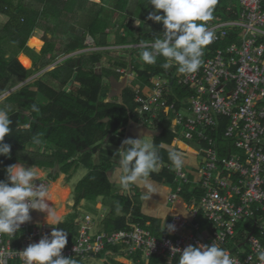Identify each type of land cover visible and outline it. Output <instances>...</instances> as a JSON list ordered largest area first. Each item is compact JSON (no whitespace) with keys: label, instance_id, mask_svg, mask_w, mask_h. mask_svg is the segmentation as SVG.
Masks as SVG:
<instances>
[{"label":"trees","instance_id":"1","mask_svg":"<svg viewBox=\"0 0 264 264\" xmlns=\"http://www.w3.org/2000/svg\"><path fill=\"white\" fill-rule=\"evenodd\" d=\"M229 1L218 0L213 20L235 17L231 12L226 14ZM107 4L104 0H0V96L31 74L45 69L54 58L86 49L88 39L97 47L119 45L124 52L125 46H129L127 54L119 56L113 50L83 51L67 56L27 86L12 90L0 99V109L8 111L12 121V131L4 138V142L11 145L10 158L0 156V180L6 178V168L17 162L47 171L53 181L60 174L69 181L76 168L83 164L89 170L74 188V208L82 200L90 202L88 206L94 211L96 204L105 206L109 213L100 229L106 231L126 230L138 223L159 235L162 220L142 212L141 202L135 196L138 186L134 185L130 191L121 190L110 176L118 163V158L114 159L117 151L114 147L120 148L127 125L142 122V118L133 112L137 104L134 102L135 91L143 92L153 78L168 75V70L161 67L163 57H157L155 65L139 60L142 48L138 44L152 42L161 36L163 24L147 19L153 11L148 0H115L112 6ZM41 29L44 43L36 52L29 43L32 35ZM231 41L229 38L226 43ZM224 44L218 43L212 48ZM21 52L32 60L31 67L28 59L21 62L17 58ZM104 56L107 65L102 66ZM121 68L133 71V81L130 79L131 83L121 87L118 99L112 95V99L106 101L105 94L113 87V82L117 83L124 76L119 71ZM74 72L77 73L74 83L65 91ZM171 89L168 100L175 102L177 107L193 92L191 87L175 82ZM33 104L37 105L39 112L32 111ZM145 115L147 127L151 128L157 121L150 135L163 166L159 172L152 173L150 179L175 188L177 182L168 158L175 137L170 119L161 115L153 118L149 112ZM225 121L223 119L215 135L221 146L225 143L222 138ZM25 124L30 127L25 128ZM34 138L41 142L35 143ZM28 144L32 149L27 148ZM34 147L39 149L33 150ZM192 157L196 158L195 155ZM168 164L169 169L165 167ZM187 164L198 166V162ZM188 178L189 185L196 188L192 177ZM195 194L198 195L199 190ZM183 196L187 200L190 194L184 193ZM74 208L59 224L52 226L68 233L65 248L74 242L78 233ZM260 215L264 218V211H260ZM251 223L238 224L239 234L234 243H240L248 231H252ZM201 224L207 225L206 222ZM106 263L124 264L111 257ZM10 264L20 263L13 261Z\"/></svg>","mask_w":264,"mask_h":264},{"label":"built area","instance_id":"2","mask_svg":"<svg viewBox=\"0 0 264 264\" xmlns=\"http://www.w3.org/2000/svg\"><path fill=\"white\" fill-rule=\"evenodd\" d=\"M230 12L235 17L207 22L216 39L204 50L203 64L195 74L180 75L170 68L168 75L153 78L143 92L135 91L136 114L169 117L175 134L172 148L182 150L178 145L181 138L196 145L183 149L198 157L192 179L196 188L189 185L182 169H173L177 185L168 187L172 211L166 224L175 225V231L160 228L159 235H154L137 223L126 230L100 229L90 234L93 222L86 218L84 226L79 229L77 225L74 242L62 250L64 257L74 258L78 264L125 255L138 264H178L188 245L216 241L236 264H260L256 252L264 247V218L260 215L264 211V0H230L226 14ZM229 38L232 41L226 43ZM218 43L225 44L212 48ZM133 74L125 70L127 78ZM173 82L193 89L180 107L168 100ZM223 119L225 146L218 145L215 137ZM46 181L36 184L47 187ZM197 190L199 194L194 195ZM184 193L190 194L187 200ZM198 217L207 225L200 224ZM246 221L252 222V231L234 243L238 224ZM50 225L30 220L20 226L19 234L0 235V261L23 264L19 252L50 235Z\"/></svg>","mask_w":264,"mask_h":264},{"label":"clouds","instance_id":"3","mask_svg":"<svg viewBox=\"0 0 264 264\" xmlns=\"http://www.w3.org/2000/svg\"><path fill=\"white\" fill-rule=\"evenodd\" d=\"M217 3L218 0H148L153 11L147 19L162 22L164 30L162 36H157L151 43L141 41L139 60L147 65H155L157 57H163L161 67L164 70L174 67L180 75L195 74L203 64L205 48L216 39L207 22L214 19ZM136 24L139 25V21ZM31 107L32 111L39 112L36 104ZM11 124L8 111L0 109V156L8 158L11 145L5 143L4 138L12 131ZM24 127L30 125L25 124ZM34 142L41 141L34 138ZM115 158H118V163H115L117 167L113 168L111 176L118 178L119 186L124 191H130L134 185L149 186L151 174L159 172L161 167L156 146L143 138L123 140L114 154ZM168 158L174 170L183 168L185 156L182 151L172 150ZM36 175L33 166L26 168L23 164H13L6 168V178L0 180V235L14 236L22 224L31 220V210L46 213L48 225L49 221L53 224L61 222L55 208L47 203L51 201L48 189L35 183ZM165 215L160 217L162 230L175 231V225L165 223ZM67 243L68 233L62 228L53 227L50 235H43L38 243H31L19 252L20 259L23 264H78L76 259L62 255ZM256 258L260 264H264V247H258ZM178 264H236V260L227 249L214 241L211 245H188L179 255Z\"/></svg>","mask_w":264,"mask_h":264},{"label":"rangeland","instance_id":"4","mask_svg":"<svg viewBox=\"0 0 264 264\" xmlns=\"http://www.w3.org/2000/svg\"><path fill=\"white\" fill-rule=\"evenodd\" d=\"M106 3H108L107 5L112 6V3H114L115 0H104ZM110 1V2H109ZM37 33L40 35H42V29L41 31H36ZM86 44H87V48L84 50V52H89V51H93V50H101V47H97L94 45V43L91 40H86ZM31 45V44H30ZM31 47V46H30ZM106 48V47H104ZM108 48V47H107ZM121 49V50H120ZM127 49L128 47H125V52L123 51V48L119 45H115L109 48V50H113L114 54H117L118 56L121 54H127ZM78 52L80 51H76L64 56H58L56 58L53 59V63L51 65H49L47 68L53 66L54 64H56L57 62L59 63L60 61H62L63 59H65L67 56H71V55H76ZM56 55V54H53ZM19 56V55H18ZM58 59V60H57ZM57 60V61H56ZM55 61V62H54ZM102 66L103 65H107V59L104 56L102 58ZM23 66V65H22ZM24 67V66H23ZM31 67V66H30ZM46 68V69H47ZM29 69V68H27ZM130 69V68H128ZM122 71L124 73V76H122L121 78H119L118 82H113V87H111L109 89L108 92H106L105 94V100L108 101L110 99H112V95H116L117 99H118V94H120V89L122 86H125L126 84L131 83V80L133 81V78L135 76V74L132 75V77H126L125 75V70H123L122 68L119 70ZM43 71H39L37 73H33L31 74L26 80H24L23 82H21L20 84H18L16 87H14L13 89H10L9 91H7V93H9L12 90H15L19 87H24L27 86V84L29 82H32L34 79H36L40 73ZM131 72V71H130ZM133 72V71H132ZM169 74V73H168ZM131 79V80H130ZM139 84H136V87H138ZM2 97H0L1 99ZM134 112V110H133ZM142 118V122L139 121V123H129L126 127V132H124V140L127 138H137V139H145L148 141L152 142V137H151V130H154L156 128V123L157 121L155 120L152 123V127L149 128L145 125L146 122V115H141ZM182 142L184 144V146L187 148H191V149H195L196 145L194 143V141L190 140V139H186V138H181ZM27 148L32 149V146L30 144L27 145ZM38 147H34L33 150H37ZM39 149V148H38ZM114 149H119L117 147H114ZM176 150L175 148L169 147V150ZM180 149H182L180 147ZM171 150V151H172ZM184 153L185 156V163L184 166L182 168L184 174L187 176L192 177L194 175V171L196 170L197 166L194 165H189L187 164V162H192L189 161L192 158V155L190 151L187 150H181ZM190 152V153H187ZM198 161V157L195 158ZM200 160V158H199ZM195 161V162H197ZM22 164V163H20ZM26 165V164H24ZM29 166V165H28ZM32 167V166H30ZM28 168V167H26ZM76 172L73 173L71 179L69 181H67L64 178L63 174H60L54 181L50 179V177L47 174V171L38 169L35 170L36 171V182H44V180H47L45 185L48 189V191H50L52 189L53 184H55L56 182L59 185V189H68V194L66 195V197L64 198V200L59 201L57 204L56 203H51V207H54L56 212L57 210H61V215H59V217H61V221L63 219L66 218V216L71 213L74 208L73 203H74V188L77 184V182L88 172L89 168L86 167L83 164H80L77 168H76ZM112 175V174H111ZM110 178L113 180L114 183H116L117 187L119 189V182H118V178L116 176H110ZM116 181V182H115ZM151 184L149 186H145V185H136V187L138 186V190H136L135 196H137L138 200H140L141 202V206H142V212L152 216V217H157L160 218L163 214L166 213L165 217H164V221L165 223L168 221L170 215H171V211H172V206L169 202V200L167 199V194H168V186L167 185H163V184H158L157 182L151 180ZM122 190V189H121ZM88 204H90V202L86 201V200H82L79 204V206H77L75 209L76 211V217H75V223L76 225L79 226V229L84 226L86 224V218H89L93 223L89 224V227H93V229L89 230V233H96L98 230H100L101 224L104 221V219L107 217V214L109 213V209H107L105 206L100 205V204H96L95 208L96 211H94L93 209L89 208ZM62 206V208H61ZM33 212H35V215L33 214ZM45 214V213H44ZM31 215H33V220L40 222L41 219V215L40 211L38 210H31ZM39 215V216H37ZM43 216V215H42ZM55 224L50 225L51 227L54 226ZM53 228V227H52ZM116 260H118L119 262H122L124 264H138V263H134L132 261V259H130L129 255H126L125 257H117ZM86 264H107L104 260L102 259H90Z\"/></svg>","mask_w":264,"mask_h":264},{"label":"crops","instance_id":"5","mask_svg":"<svg viewBox=\"0 0 264 264\" xmlns=\"http://www.w3.org/2000/svg\"><path fill=\"white\" fill-rule=\"evenodd\" d=\"M36 34V32L32 35L33 36V38H32V41H30V43H29V47L30 48H33L36 52H39L40 51V47L43 45V43H44V41L41 39V35L39 36V34L37 33V35H35ZM31 36V37H32ZM33 42H36L37 43V45H32L33 44ZM31 44V45H30ZM28 46V45H27ZM112 46H115V45H109V46H104V47H106V48H104V47H101L100 49L102 50V51H106V50H109V48L110 47H112ZM108 47V48H107ZM125 47H129V46H125ZM85 50V49H84ZM84 50H81L80 52H83ZM21 62H25L27 59L29 60V64H30V66L32 65V60L27 56V55H25L24 53H19V56L17 57ZM58 60V59H57ZM56 60V61H57ZM19 61V62H20ZM55 62V61H54ZM61 62V61H60ZM53 63V62H52ZM51 63V64H52ZM58 63V62H57ZM56 63V64H57ZM50 64V65H51ZM55 66V64L53 65V66H51V67H49V68H45V69H43V70H41V71H45V70H49V69H52L53 67ZM30 68V67H29ZM42 73V72H41ZM40 73V74H41ZM225 144L226 143H223V145L222 146H225ZM178 145H179V147H181L182 149H188V147L186 148L185 146H184V144L182 143V142H178ZM118 148V147H117ZM189 149H191V148H189ZM116 150H118V149H116ZM187 153H190V152H187ZM192 154V153H191ZM194 155V154H193ZM197 158V157H196ZM189 161H192V162H195V161H197V159H195V158H191V160H189ZM16 164H20L19 162H17ZM24 165V164H23ZM25 167H30V165L28 166L27 164L26 165H24ZM33 168H34V170H38L39 168H37V167H34L33 166ZM44 172V171H43ZM188 176V175H187ZM194 177H195V171H194V175L192 176V179H194ZM56 184H58L57 182H56ZM66 189V188H65ZM33 214L35 215V212H33ZM40 214H42L41 215V219H40V222H46V214H44L43 212H40ZM36 216V215H35ZM37 216H39V215H37ZM59 216V215H58ZM61 218V217H60ZM199 222H200V224L201 223H203V221L200 219V217H198V218H196ZM31 222H34V223H40V222H37V221H34L33 220V215H32V217H31ZM49 223H51V221H49ZM53 224V223H52Z\"/></svg>","mask_w":264,"mask_h":264},{"label":"bare ground","instance_id":"6","mask_svg":"<svg viewBox=\"0 0 264 264\" xmlns=\"http://www.w3.org/2000/svg\"><path fill=\"white\" fill-rule=\"evenodd\" d=\"M58 187H59V185L55 183V184H53L52 189L49 191L51 201H47V203L49 204L50 207H51V203L57 204L59 201L64 200V198L68 194L67 188L66 189H59ZM61 208H62V206H61ZM61 210H63V209H61ZM61 210H57L58 215H61L60 214Z\"/></svg>","mask_w":264,"mask_h":264},{"label":"water","instance_id":"7","mask_svg":"<svg viewBox=\"0 0 264 264\" xmlns=\"http://www.w3.org/2000/svg\"><path fill=\"white\" fill-rule=\"evenodd\" d=\"M77 73L74 72L72 75V78L67 82V85L65 86L64 90L67 91L68 88L74 83V79L76 78Z\"/></svg>","mask_w":264,"mask_h":264}]
</instances>
